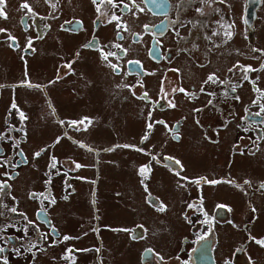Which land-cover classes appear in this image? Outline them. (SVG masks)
<instances>
[{
  "label": "flooded vegetation",
  "instance_id": "af4514ba",
  "mask_svg": "<svg viewBox=\"0 0 264 264\" xmlns=\"http://www.w3.org/2000/svg\"><path fill=\"white\" fill-rule=\"evenodd\" d=\"M84 1L85 3L83 0H49L46 3L45 0H5L8 18H0V29L5 30L0 32V60L11 68L9 53L13 54L21 67L20 77L23 74L25 76L27 65L34 64L32 60L39 56L40 52L51 58L48 63L51 73L47 80L31 84L38 87H30L39 95L45 109V115L39 114V117H47L51 124V129H43L42 126L39 128L48 134L47 139L55 133L64 135L67 139L70 134L77 132L85 135L95 128V121L102 128L105 127L100 118H96L91 124L85 121L84 124L70 127L69 122L84 120L85 115L92 117V114L86 110L77 118L73 115L62 117L54 96L50 94L53 85L57 84V79L71 78L68 81L71 93L79 100H87V89L91 87L93 92L99 95V100L105 103L104 95H107L109 101L115 103L118 102V93L114 77L120 76L124 79V87L128 89L133 86L127 83L130 77L147 79L145 83L139 82L138 85L151 87L153 78L158 83L160 76L173 74L179 82H183L189 95L181 98L175 105L180 114L169 123L165 122L163 113L168 115L170 107L154 92L146 90L138 96L133 93L120 96L121 100L128 98L134 105L138 102L139 108L145 109L140 133L147 130L150 133L151 130L147 127L149 120L152 125H166L169 139L167 143L170 146L182 145L184 136L189 140L194 139L197 131L209 142L210 147L219 150L217 145L220 144V138L228 137L235 130L241 137L240 149L245 151L244 157L252 160L264 158V111H261L264 108V48L258 41V33L264 27V0H259L253 12L248 11L247 0H235L239 6L237 14L233 13L232 0H223V3L221 0H114L115 7L109 5L106 0L103 4H100V0H97L96 4L93 0ZM25 2L29 4L31 12L20 7ZM53 4L55 8L52 7ZM125 4L128 5L127 8L124 7ZM113 15L117 20H112ZM237 17L241 19V23H236ZM214 32L216 35H213ZM225 32L231 33L230 39ZM58 33L78 39V43L71 47L70 54L62 55L64 60L59 61L56 47L46 46ZM9 36L13 37L14 41L9 39ZM114 45H120V48ZM102 51L113 52L115 56L105 61L101 58ZM67 52L65 50L63 53ZM89 53L97 60L99 70L90 73L86 63L83 71H76L74 66L77 58H84ZM68 64H71V67H67ZM110 64H115L117 71L114 72ZM248 67L254 71H248V79H244V69ZM86 68L89 75L85 71ZM213 74L216 81L205 83L208 76ZM197 76L199 77L196 78ZM76 78L81 82L80 85L74 86L71 83ZM0 85V123L3 124L0 125V134H6L11 131L9 119L12 113L19 119L20 112L30 118L27 109L20 106L19 100L15 98L16 92L29 86L24 83L16 87L8 83ZM233 86L236 87L234 92ZM145 92L148 93L147 98L143 96ZM13 103L16 108H12ZM28 103H34L36 109L39 107L36 96L26 100V107H30ZM229 109L231 113H237V124L242 125L240 132L236 130L237 124L228 118ZM172 115L169 114L168 117L171 118ZM157 121L164 123H156ZM23 128L21 123L20 135L16 142H9L7 138L0 139V162L7 161L6 166L0 167V183L8 185L0 192V205L7 206H0V229H4L0 231V248L4 249L0 252V264H3L5 259L9 264L7 258L15 251L16 246L28 249L32 258L37 256L35 252L29 251L27 245L33 234L36 235L32 245L35 244L40 251L49 252L37 263L46 261L45 264H113L111 259L108 263L106 253H98L102 247L104 252L107 250L106 234L120 235L126 245H134V248L138 246L135 264L264 263V247L256 243V240L264 239V188L260 187L264 183V176L255 181L242 178V186H239L229 170L231 164L228 162L217 164L215 167L207 165L193 174L173 151L169 152L176 155V158L169 157L166 153L153 154L149 149L140 151L138 149L141 148L131 142L129 145L132 147L124 148L122 152H126V155L132 154L133 158L128 160V171L134 182H138V178L142 176L140 184L144 191L137 192L139 195L135 197L131 188L123 185L125 193L114 192V196L119 198L116 204L123 201L124 205L119 207L124 208L134 221L130 224L109 225L102 222L103 213L98 202L99 181L102 175L100 166L107 161L106 148L100 143L94 146L90 142L69 141V148L81 154V159H77L66 157L67 152L62 157L53 155L52 144L56 146V150L61 149L60 144L58 145L56 138L52 142L48 141L51 145L46 158L49 176H46L59 178V181L53 184V187L60 188L59 191L53 194V190L45 188L38 191L34 197L31 193L26 196L24 191L22 194H15L13 186L28 163L27 146L31 144V133L29 129H26L25 133ZM157 133L158 129H155V135ZM40 135L38 132L37 138ZM176 136L179 138H174ZM63 144L68 147V144ZM81 144L85 147H80ZM225 147L227 148V145ZM41 149L44 151L40 156L46 152L43 146L36 152ZM137 155L141 158H137ZM53 158L56 165L50 167ZM166 158L178 160L180 164L177 165ZM76 163L82 167L76 169ZM143 166L148 169L145 173L147 179L141 174L138 176V169ZM262 166L264 169L263 163ZM155 173L161 179H169L172 192L174 188L181 190H174L175 196L168 195V199H165L167 209L163 212L158 210L160 199L150 186V179ZM198 179L200 183L196 184ZM205 179L221 182L212 185L205 183ZM245 180L250 183L245 184ZM84 183L93 188L91 204L87 205V201L84 207L76 204L75 209L68 213L75 222L77 221L74 231H68L63 227V222H68L58 220L61 216L56 208L65 204L69 206L77 195L78 184ZM161 185L157 182L158 187ZM222 187L229 191L226 200L212 199L211 204H207L209 198L220 195L218 192ZM184 193L187 195L185 200L182 198ZM230 193L237 194L239 198L231 196ZM22 198L33 207L32 210L26 208ZM51 200H55V203H50ZM11 208H15L16 212L10 211ZM141 214L143 217L139 218ZM137 220L144 223L146 229L138 236L139 239H136ZM157 229H163L164 234L169 237V250L163 253L159 248L156 252L153 250L155 243H152V239L159 235ZM179 230H186V237H180ZM65 236L71 239L64 240ZM92 241L97 243V248L93 247V250L97 251L95 254H91L89 249L93 246L90 244ZM222 242L224 245H221ZM80 246L86 247L83 252L85 257L73 255L75 249Z\"/></svg>",
  "mask_w": 264,
  "mask_h": 264
},
{
  "label": "rangeland",
  "instance_id": "374dc122",
  "mask_svg": "<svg viewBox=\"0 0 264 264\" xmlns=\"http://www.w3.org/2000/svg\"><path fill=\"white\" fill-rule=\"evenodd\" d=\"M83 3H85L84 0ZM232 4L234 5L232 7L233 13L237 14L239 12V6H237L235 0H232ZM262 11H264V7L262 8ZM236 23H241V19L239 17H237ZM260 30L261 31L258 33V41L263 45L264 48V27ZM77 40L78 39L76 37H69L58 33L55 37H52L50 41H48L46 46L56 47V50L58 51L59 61L64 60L62 55L67 56L70 54L71 47L74 44L78 43ZM64 49L68 51L67 54L63 53L65 52ZM41 51L43 50L41 49ZM9 56L11 59V68H9L4 61L0 60V83H8L9 85H13L15 87L21 83L26 84V86L28 84L33 83L38 84L41 83V81H46L47 77H49V74L51 73V69L48 66V63L51 61V58L45 57L43 52H40L39 56L34 57V60H32L34 64L27 65L25 70V73L27 72V77L26 75L24 76V74L20 77L19 68L21 67H19V63L16 61V58L13 54L9 53ZM76 62L77 63L74 66L76 71H83V66H86V63L87 67H89L90 73H96V71L99 70L98 65L96 63L97 60L95 59L93 54H86L84 58L79 57L77 58ZM37 65H39V67H37ZM85 71L88 74L87 68L85 69ZM198 77L199 76H197L196 78ZM176 78L177 76L173 74H169L168 76H160L158 83H156L155 78H153V86L140 87L138 83H145L147 79L138 80L136 78L130 77L128 78L127 83L133 86L126 89L124 87V79H122L120 76L114 77L118 93V102L115 103L109 101L107 95H104V98L106 100L105 103L103 102V100H99V95L96 94V92H93L91 87L87 89V100L86 98L79 100V98H77L71 93V86L68 82L71 80V78L67 80L66 77L57 79V84L53 85L50 90V94L51 96H54L53 99H55L58 106V112L61 113L62 117L67 118L70 117V115H73V117L77 118L79 117L80 113H83L82 111L87 110L92 114V117H87V115H85L84 119L87 118L88 120H91V122L94 123V120H96V118H100V121L105 123V127L102 128L98 124V122L95 121L94 129L89 130V132L85 135L80 132L70 134L68 139L65 138L64 135H59V133H55L54 136L49 137V139H47L48 137L46 136L48 134L42 132L43 129H45L46 127V129H51V124L49 123L47 117H43L42 119L39 117V114L45 115V109L43 108L40 102L39 95L33 88L25 87L21 90L22 92H16L15 98L19 100L20 106H24L25 109H27L30 118H26L21 121V119L17 118L16 115L12 113L11 119H9V121L11 122V131L6 134H0L4 137L3 139L7 138L9 142H16L18 140V135H20L21 123L24 126L23 129L25 133L27 132L26 129H29L31 133V144L27 146V152L29 156L28 163L23 169V171L20 173L18 180L14 183L13 191L15 190V194H18L19 192L22 194L24 191V194L27 196L29 193L36 194L38 193V191L43 190L45 188L53 190V194H55V191H59L60 188L53 187V184L59 181V178L56 177V179H52L51 176L47 177L49 176V172L47 171L48 167L46 166L48 148L51 145L48 141L52 142L56 139H59L58 145L60 144L59 148L61 149L56 150V146L52 144L54 146V151L52 154L59 157H62V155L66 154L67 152L66 157L81 159V154L79 152L69 148L71 146L68 144L69 141L73 143L90 142L93 143L94 146H97L100 143L105 146L107 152L106 159L108 162L105 161V164L103 162V164H101L100 166V172L102 171V175L99 181L98 202L102 208V222L104 224L107 223L109 225L130 224L134 221L130 215H127V212L124 208L119 207L124 205L123 201H121L119 204H116V201H118L119 198H116L114 196V192L119 191L120 193H125L123 185L131 188L135 197L139 195L138 193H142L144 191L143 187L140 184L142 176L138 178V182L137 180H135L134 182L132 181L131 173L128 171V160L133 158L132 154H124L126 153L122 152L124 148L117 147V145H129V143L135 142L134 144H136L138 148L149 149L153 154L166 153L169 157L176 158V155L169 152L173 151L175 154L180 156L181 161L186 163L187 168L189 167V172H192L193 174L203 169L207 165L211 164V167H215L217 164H225L228 162V164H231L229 170L231 174L234 175L233 177L236 178V182L239 184V186H242V178H248L251 181H255L256 179L262 178L264 176V169L262 166V163L264 164V158L260 159L259 157L252 160L251 158L244 157L243 153H245V151L242 152L240 149L241 137L239 134H237L235 130L228 137L224 139L220 138V144L217 145L219 147V150H216L214 147H210L209 142L205 140L204 137H201L200 134L197 133V131H195L196 133L194 135V139L189 140L186 136H184L183 144H180L178 146H170V144L167 143L169 142V139L165 126L153 123V127L151 128L150 133L148 130L140 133L141 127L143 126L142 118L143 114L145 113V109L139 108L138 102L136 105H134V103H132V100H127V97H125L127 99L121 100L120 96H125L127 94L132 93L134 96H138L139 94H141V92L146 90L154 92L155 94H157L159 99H163L164 102H166L170 107L168 115L173 114L171 118H169L168 115H165V113H163V118L165 119V122L169 123L172 119L178 117V115L180 114V112L177 111L176 107L172 108L170 106L169 101L176 105L179 103L181 98L186 96L185 93L189 95L186 90V86L183 85V82H179ZM80 82V79L76 78L71 84L76 86L80 85ZM181 88H183L185 92H180L179 89ZM174 89L175 91H173ZM40 95L44 99H46L42 93H40ZM35 96L37 102L39 101V107L36 109L34 103H28L30 107H26V100H29V98L33 99ZM1 105L2 104H0V108H2ZM228 118L232 119V121H234L236 124L239 120L237 117V113H231V109H229ZM147 124H149V120ZM0 125L3 124L0 123ZM41 126L44 128L39 129ZM241 127L242 125L239 126L237 124L236 130L240 132ZM155 129H158V133L156 135ZM229 130L231 131V129ZM223 131H221L220 134H222ZM38 132L41 135L37 138L36 135ZM146 132L148 133V139L141 142L142 137L145 135ZM63 143L68 144V147ZM225 145H227V148L225 147ZM41 146L46 148V152L42 156L32 158V153L36 152ZM108 149L113 150L109 151ZM137 158H141V156L137 155ZM117 162L119 163V165L115 166ZM139 175L140 171L138 169V176ZM154 175L155 176L150 179V186L156 192L158 198L160 199V203H163L167 209L165 199H168V195L173 194L175 196V191L181 190L174 188L175 191L173 190L172 192V189L170 188L171 184L169 183V179H161L157 173H155ZM157 182H160L162 185L158 187ZM92 192L93 188L89 187L88 184H78L77 195L73 197L70 205L67 206L65 204L56 208V210L60 213L61 216L58 218V220L68 222L67 224H64L63 222V227L66 230L74 231V227L77 222H75V219L68 215V213L71 212L72 209H75L76 204L80 207H84L86 206L87 201V205H90ZM218 193L220 195L209 198L207 204H211V202L213 201L212 199L226 200L225 197L229 195V191L223 187L219 190ZM230 195L239 198L237 194L230 193ZM186 196L187 195L184 193L182 198L185 200ZM24 202V205L28 210L33 209V207L26 200H24ZM139 209L144 210L143 208ZM140 217H143V215L141 214L139 218ZM235 219L238 220L236 216ZM263 225L264 215L262 217V226ZM67 226L70 227L67 228ZM144 226V223L139 222V220H137L136 239H139L138 236L140 234H143L142 231L146 230ZM258 226L255 229L256 232ZM157 232L159 234L157 238L152 239V243H155L153 250L156 252L159 248V251L163 253L164 251L169 250L167 245L168 236L164 234L163 229H157ZM186 232V230H179L178 235L180 237H186ZM35 235L36 234H33L31 236L27 245H29V248L31 249L30 251L35 252L37 256L32 258L33 256L31 252H28V249H22L21 246H16L15 251L13 253L11 252L9 257L7 258L9 259V264L46 263V261L42 263H37V261L40 260L44 256V254H48L49 252L45 250L40 251L37 247H32V242L34 240ZM106 239V252H104V248L102 247L101 250L98 251V253L100 255H104L106 253L105 257L107 261H109L108 263L111 262V259L113 264H135V254L138 246H135L134 248V245H126L120 235L113 236L106 234ZM174 243H176V240ZM223 243L224 242H222L221 245H224ZM90 244L93 245L89 247L90 253L95 254L97 251H94L93 247L97 248V243L92 241L90 242ZM19 248L20 250L18 253L16 250ZM85 249L86 247L80 246L75 249L73 255L75 257H85V254L83 253Z\"/></svg>",
  "mask_w": 264,
  "mask_h": 264
},
{
  "label": "snow or ice",
  "instance_id": "6c2138e0",
  "mask_svg": "<svg viewBox=\"0 0 264 264\" xmlns=\"http://www.w3.org/2000/svg\"><path fill=\"white\" fill-rule=\"evenodd\" d=\"M45 2L47 3V2H49V0H45ZM104 2H105V0H100V4H103ZM106 2H107L109 5H112L113 7H115L114 0H106ZM221 2L223 3V0H221ZM93 3L96 4V3H97V0H93ZM20 7H21L22 9H26V10H28L29 12H31V8H30V6H29V4H28L27 2L22 3ZM52 7L55 8V4H53ZM124 7L127 8L128 5L125 4ZM97 11H98V12L100 11V6H99V4H98V7H97ZM197 11H200V10L197 9ZM0 18H3V19H7V18H8L7 14H6V12H5V0H0ZM112 20H117V17H116L115 15H113V16H112ZM117 26L119 27L120 25L118 24ZM3 31H5V30H4V29H0V32H3ZM213 35H216V33L214 32ZM225 35H226L229 39L231 38V33H230V32H225ZM9 39H12V40L14 41V38L11 37V36H9ZM28 46H29V47L31 46V41H29ZM114 46H115L116 48H118V49L120 48V45H114ZM78 55H79V53H77V56H78ZM111 56H115V53H113V52H107V53H105V52H103V51L101 52V58H102L103 60H105V61H107L108 58L111 57ZM109 66L112 68V70H113L114 72L117 71V66H116L115 64H110ZM67 67H71V64H68ZM262 67H264V65H262ZM229 71H232V69H229ZM244 71H245L244 79H248L246 73H247L248 71H254V69H251L250 67H248V68L244 69ZM25 75H26V77H27V72L25 73ZM215 81H216V77H215L214 74H213V75H209V76H208L207 81H205V83H208V82H215ZM27 86H29V87H38V86H36V85H31V84H28ZM0 87H2V85H0ZM235 90H236V87L233 86V87H232V91L234 92ZM173 91H175V89H174ZM179 91H180V92H185V90H184L183 88L179 89ZM201 91H203V88H201ZM185 94L187 95V93H185ZM143 96H144V98H147L148 93L145 92V93L143 94ZM237 99H238V97H237ZM169 103H170V106H171V107H175V104H172L171 102H169ZM209 104H211V101H209ZM12 108H16L15 103H13ZM197 111H199V110H197ZM261 111H264V108H262ZM19 115H20V119H21V121H23L24 119H26V117L24 116V113H23V112H20ZM256 115H259V113H256ZM85 121H87L88 124H91V120H88L87 118H85L84 120H81V121H71V122H69V126L71 127V126H76V125H78V124H84ZM156 123L163 124L164 122H163V121H157ZM165 126H166V125H165ZM147 127H148L149 130H151V128L153 127V125H152V124H148ZM78 130H79V129H78ZM3 138H4V137H3L2 135H0V139H3ZM174 138L178 139L179 137L176 136V137H174ZM147 139H148V133L146 132L145 135L142 137V141H141V142H143V141H145V140H147ZM56 142L58 143V142H59V139H58ZM80 147H85V146H84L83 144H81ZM117 147L130 148V147H132V146H131V145H117ZM108 150L110 151V150H113V149H108ZM138 150L142 151V149H138ZM43 151H44V149H41L40 152H36V153H34V157H39V156L41 155V152H43ZM89 151H91V149H89ZM153 158H155V157H153ZM166 159H169L170 161H172V158H166ZM172 162H174V163L177 164V165L180 164V161H178V160H176V161H172ZM6 164H7V161L0 162V167H2V166H6ZM55 165H56V160H55V158H53L52 161H51V165H50V167H55ZM81 167H82V165H80L79 163H76V164H75V168H76V169H79V168H81ZM139 171H140V174L143 175L145 179H147V176L145 175V173L148 171L147 167H146V166H143V167H141V168L139 169ZM11 178H12V177H9V179H11ZM220 182H221V181H217V180H211V181H208V180L205 179V183H210V184H212V185H215V184L220 183ZM225 182H229V183H230V181H225ZM195 183H196V184H199V183H200V180H199V179L196 180ZM244 183H245V184H249L250 181L245 180ZM181 186H183V185H181ZM6 187H8V185H7L6 183H0V192H2ZM260 187H261V188H264V183H262ZM35 195H36L35 193H32V194H31L32 197H34ZM50 203L54 204V203H55V200H51ZM0 206L7 207L6 205H0ZM189 207H191V205H189ZM158 210L161 211V212H163V211L166 210V206H165L163 203H161V204H159V206H158ZM10 211H12V212H16V209H15V208H11ZM0 214H2V213H0ZM3 230H4V229H0V231H3ZM53 231H55V229H53ZM63 239H64V240H69V239H71V238L68 237V236H65ZM256 243H257L258 245H260L261 247H264V239L256 240ZM32 247H35V244H33ZM30 250H31V249L29 248V251H30ZM3 251H4V249H3V248H0V252H3ZM16 251L19 253V249H17ZM149 251H151V250H149ZM193 251H195V249H194ZM3 264H7V260H6V259L3 261Z\"/></svg>",
  "mask_w": 264,
  "mask_h": 264
}]
</instances>
